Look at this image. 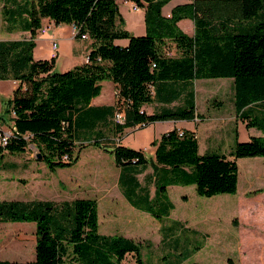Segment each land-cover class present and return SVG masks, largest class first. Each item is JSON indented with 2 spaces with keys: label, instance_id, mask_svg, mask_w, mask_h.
<instances>
[{
  "label": "trees",
  "instance_id": "16d2710c",
  "mask_svg": "<svg viewBox=\"0 0 264 264\" xmlns=\"http://www.w3.org/2000/svg\"><path fill=\"white\" fill-rule=\"evenodd\" d=\"M131 1L145 11L143 35L124 28L116 0H0L5 31L29 33L28 38L0 40V81L18 84L11 97L2 101L0 128L8 127L10 135L5 145L0 143V159L5 153L24 152L31 143L50 170L74 165L83 145L76 144L72 116L100 94L102 81L116 86L115 133L138 124L193 120L197 116L194 94L183 106L152 114L141 107L157 97L160 82L221 77L234 79L236 106L247 126L264 127V117L240 113L264 102V0H192L175 6L169 17L163 7L171 0ZM43 19L74 26L76 38L87 35L92 40L87 62L59 72L53 68L56 56L35 59L34 38ZM183 19L193 21V35L178 25ZM116 39L128 43L121 46ZM169 42L175 45V55L167 47ZM171 92L168 103L175 100L174 86ZM108 109L97 108L91 115L100 117ZM120 111L122 122L116 119ZM98 140L94 145L111 153L117 165L150 163L175 170L160 181L159 194L176 183L195 185L203 197L235 194L237 160L264 157V135L238 141L230 153L233 159L215 152L199 154L196 133L186 129L174 128L156 139L152 143L155 160L144 151L116 143L106 146ZM171 208L169 204L165 212ZM7 222L34 223L35 256L31 261L0 260V264H124L128 255L134 264H145L139 243L98 233L95 199L1 200L0 223ZM256 241L255 247L261 248L260 239Z\"/></svg>",
  "mask_w": 264,
  "mask_h": 264
},
{
  "label": "crops",
  "instance_id": "0c3cea01",
  "mask_svg": "<svg viewBox=\"0 0 264 264\" xmlns=\"http://www.w3.org/2000/svg\"><path fill=\"white\" fill-rule=\"evenodd\" d=\"M191 1L192 0H177L174 3V0H171L163 7V14L169 17L175 6ZM128 2L127 13L119 9L124 19V28L132 34L143 35L145 33V11L143 8L134 10L132 6L135 3L131 0H128ZM184 22L185 19L179 21L178 25L182 26ZM41 26L47 27V30L45 33L38 32L34 38L35 47L33 49V56L35 59H50L55 51L56 57L53 68L60 72L67 71L77 65L87 62V55L92 43L91 39L76 38L71 25L56 24L49 19H43ZM193 29L194 23L191 24L188 34L191 35ZM6 34L7 36H2L0 40L29 37L28 32L22 31L6 32ZM114 42L118 45L125 46L128 40L116 39ZM53 44L56 45L55 49L53 48ZM57 66L59 68H57ZM108 82L109 81L100 82V94L92 98L87 105H83L75 110L72 116L74 127L73 134L76 139V144L82 143L83 145L79 152V159L83 148L93 147V150H95L93 153L95 157L94 162H89L82 170V174L74 177L73 180L70 179L68 182L61 178L51 180L50 174L52 172L57 173V170L63 168L50 170L41 159L36 157L34 149H32L29 155H25L28 153L27 149L22 152V159L16 158V154L5 153L2 157L3 162L0 164V176L12 179L11 182L14 183L16 196L0 198V201L51 200L60 202L75 198L95 199L98 208V233L105 236L118 235L113 230V220L119 216L125 219L124 213H122L123 211L127 215L125 225L131 224L134 221L139 225V213L149 215L159 221V224L151 225L149 235H151L153 227V233L157 234L156 239L159 244L158 246L161 247L163 244L169 246L170 249L167 253H162L163 256H161V259L165 254L167 256L171 255L172 250H174L175 258H170L168 264H183L193 256L192 254L196 255L198 249L202 247L196 246L201 242L200 235H202L203 238L205 235L211 236V233L217 235L218 229L213 227L216 223L217 214L229 213V215H232L234 218H239V224H237L239 230L244 226H251L253 229L259 228L257 230L259 234L264 232L263 156L238 159L239 182L237 192L235 194H219L209 197L211 198L209 200L214 202L211 203L208 201L205 205L201 204L202 207L199 206L196 208V211L193 209L194 221L190 224L188 220H185L188 217V207H185L184 210L181 211V215H179L181 218H171L172 213L177 209L171 192L175 191L181 193L180 198L184 206H187L186 203L193 199L197 202H201L203 201L201 198L203 196L197 193L195 185H186L183 183L171 184L167 186L164 194H159L157 192V186L160 185V181H162L165 175H173L176 172L175 170H172L168 166L158 165V167H156L150 163L141 165H117L111 153L94 145V139L99 138L100 140L98 141H100L102 145L109 146L112 143H116L135 150L144 152L152 151V153H155V147L152 143L156 139H159L164 133L178 128L196 133L199 154L204 155L215 152L225 154L229 159H233L230 153L238 141H247L251 137L264 135L263 125L262 128L254 126L248 127L247 121L242 120L239 116L236 106L235 83L233 78L221 77L170 83L160 82L158 84L157 97L154 98L153 102L144 104L141 110H144L147 114H152L164 107L183 106L186 102H191L189 97L194 94L197 116L193 120H164L143 126L138 124L134 127L124 128L120 134L115 133L112 129V124L114 123L113 115L114 103L116 101V86L111 81V84ZM14 83L15 82L12 81V84ZM104 84L110 86L109 91H105ZM168 86H170L171 89H168ZM172 86H174L176 93L175 100L168 103L169 99L172 98ZM5 99L8 98H2V95H0V111L4 109L2 101ZM104 107H109V109L103 111L100 117H92V111ZM243 111L245 114L251 115L254 119L264 117V102H258L254 105L245 107L240 113ZM80 114H82L81 119ZM1 128L4 129V126H1ZM28 146L30 148L32 145ZM105 153L112 156V162L106 157ZM6 155L10 158L8 161L4 160ZM79 159L74 165L79 162ZM6 165L11 166L13 170L8 171ZM167 180H169V178H166V181ZM82 183L86 185V195L78 196V192L75 191L74 197L70 198L67 191H72L73 189L70 188L71 186L68 188L67 184H73V186L75 185L83 189ZM88 186H90V188ZM92 190L95 195H87V191L92 192ZM3 192V190L0 191L1 196H3ZM80 192H82V190ZM71 193L73 194V192ZM169 204H172L173 208L166 213L165 211ZM154 205H157V210L152 208ZM153 210L159 213L153 214ZM100 211L102 212V216L106 217V222H103V230H101V232L99 230ZM120 211L122 212L120 213ZM161 212H165L166 214ZM259 217L263 219H258ZM252 218H255V221H253ZM147 221L151 222L150 219H147ZM12 226L17 229L21 228L23 235L30 234L29 240H31L33 244L31 256H26L20 251V256L22 258H27L26 260H0L17 262L33 260L36 243L34 223L16 222ZM124 231L125 233L121 234V236L139 243L140 248L149 247L152 249L154 241L151 238H143L142 236L133 234L130 232L128 226H125ZM185 232L187 236L183 237ZM25 237L26 236H24V240L26 242L27 240ZM238 239L240 242L241 238L238 237ZM24 247L26 248V246ZM22 248L23 247H21V249Z\"/></svg>",
  "mask_w": 264,
  "mask_h": 264
},
{
  "label": "rangeland",
  "instance_id": "374dc122",
  "mask_svg": "<svg viewBox=\"0 0 264 264\" xmlns=\"http://www.w3.org/2000/svg\"><path fill=\"white\" fill-rule=\"evenodd\" d=\"M119 9H121L123 12L127 13L128 9V0H116ZM177 0H174V3ZM171 4V3H170ZM179 4V3H178ZM193 24V21L191 19H185V22L180 26L185 32L189 33V28ZM4 24L2 23L1 14H0V38L3 36H7L6 31L3 28ZM194 34V29L191 32V35ZM135 35V34H134ZM21 36V35H20ZM167 47H170L172 49L173 55L176 53L175 45L171 42L167 43ZM57 68H59L57 66ZM60 72V71H59ZM108 83L111 84L109 81ZM18 84L17 82L12 84L11 80H1L0 81V95H2V98H9L12 95V89L16 87ZM105 91L110 90V86L108 84H104ZM2 130L9 132V128L4 126V129ZM29 145H32L31 143ZM32 149L35 150L37 155V149L32 145L30 148L27 146L28 153L25 155H29L32 151ZM95 150H93V147H85L83 148V151L80 153V159L79 162L76 165H73L71 167H65L61 170H57V173L52 172L50 174L51 180H56V178L65 179L66 181H70V179H74V177H77L79 174H82V170L89 164V162H94V153ZM147 155L150 156L151 160H154V156L152 151L145 152ZM106 154V153H105ZM16 158L22 159L23 155L21 153H17L15 155ZM106 157L110 159L112 162V156L110 154H106ZM10 158L9 156H5V161H8ZM3 162V159H0V164ZM6 168L8 171H12V167L9 165H6ZM3 175V174H1ZM12 179H9L5 176H0V191H4L3 196L0 198H9L16 196L15 194V187L14 183L11 182ZM83 189L81 187H76L73 184H67L68 188L70 187L73 189L72 191H67L69 193L68 196L74 197V192H78L77 195H86V189L83 183ZM90 188V186H88ZM85 189V190H84ZM94 189V188H93ZM82 190V192H80ZM73 192V194L71 193ZM87 195L94 196V192L87 191ZM171 196L173 197L177 209L172 213L171 218L178 219L181 218L179 215H181V211L184 210L185 207H188V213L187 218L185 220H188L190 224H192L193 220V214L194 211H196V208L199 206L202 207L201 204L205 205L208 201L213 203L214 201H211L209 197H201L203 201L197 202L194 199L186 203L187 206H184L182 203V199L180 198L181 193L180 192H171ZM194 209V211H193ZM122 211H120L121 213ZM124 217L126 219L127 215L123 211ZM122 215V216H123ZM140 217L138 220L139 225L134 221L131 224L125 225V219L123 217L119 216L118 218H114L113 220V230L119 235L124 234V228L125 226H128L130 229V232L133 234H136L138 236H142L143 238H151L154 241V244L152 246V249L149 247H142L140 250L141 257L147 264H168V261L170 258H175L174 250H172V254L161 259V256H163L164 253H167L169 249V246L161 245L159 247L157 242V234L153 233V227L151 230V235H149L150 227L151 225H157L159 224V221L153 217H150L146 214H138ZM216 223L213 225V227H216L218 229L217 235L215 233H211V236L205 235L203 238L202 235H200L201 242L197 244L196 246H202L200 249H198V252L196 255L192 254L193 256L187 260L183 264H264V232L259 234L257 233V230L259 228L253 229V227H243L241 230L237 227V224H239V218H234L232 215H229V213H224L221 215H216ZM147 219H150L151 222L147 221ZM258 219H263L259 217ZM255 221V218L253 219ZM103 222H106V217L102 216V212L100 211L99 214V230H103ZM14 223L16 222H7V223H0V259H14L17 261L26 260L27 258H22L20 255V251L23 252L26 256H31L32 250H33V244L30 239V234L23 235L22 229L15 228ZM246 223V221H245ZM249 226V225H248ZM253 229V230H251ZM261 232V231H260ZM27 240L25 242L24 240ZM187 236L186 232L184 233L183 237ZM236 237V238H235ZM238 237H240V242L238 241ZM135 239V238H134ZM206 239V240H205ZM257 239H260V243L262 245L261 248H256L255 244L257 243ZM204 241V242H203ZM259 243V244H260ZM22 244V246H21ZM26 246V248L24 247ZM21 247H23L21 249ZM260 247V246H259ZM163 253V254H162ZM181 258V257H180ZM133 262L132 256H127L125 259L124 264H131Z\"/></svg>",
  "mask_w": 264,
  "mask_h": 264
},
{
  "label": "built area",
  "instance_id": "2783aa9c",
  "mask_svg": "<svg viewBox=\"0 0 264 264\" xmlns=\"http://www.w3.org/2000/svg\"><path fill=\"white\" fill-rule=\"evenodd\" d=\"M132 8H133L134 10H137V9H138V7H137L136 4H133ZM72 28H73V32H74V34H76V29H75V27L72 26ZM46 30H47V27H42V28L39 29V32H40V33H45ZM85 38H87V35H83V36H82V39H85ZM55 46H56V45L53 44V48H54V49H55ZM54 56H56V52H55V51H54L53 54H52V57H54ZM122 118H123V113H122V111H120V113H117V114H116V119H117L119 122H122ZM0 129H1V128H0ZM9 135H10V132H6V131H4V130L1 129V132H0V138H1V140H2V145H5V144H6V141H7L8 137H9Z\"/></svg>",
  "mask_w": 264,
  "mask_h": 264
},
{
  "label": "water",
  "instance_id": "95a60500",
  "mask_svg": "<svg viewBox=\"0 0 264 264\" xmlns=\"http://www.w3.org/2000/svg\"><path fill=\"white\" fill-rule=\"evenodd\" d=\"M36 157H37L38 159H41V154H37Z\"/></svg>",
  "mask_w": 264,
  "mask_h": 264
},
{
  "label": "bare ground",
  "instance_id": "6f19581e",
  "mask_svg": "<svg viewBox=\"0 0 264 264\" xmlns=\"http://www.w3.org/2000/svg\"><path fill=\"white\" fill-rule=\"evenodd\" d=\"M0 143L2 144V140H1V138H0Z\"/></svg>",
  "mask_w": 264,
  "mask_h": 264
}]
</instances>
